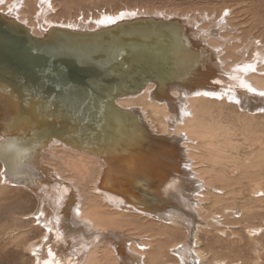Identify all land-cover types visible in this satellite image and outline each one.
<instances>
[{"label":"bare ground","instance_id":"obj_1","mask_svg":"<svg viewBox=\"0 0 264 264\" xmlns=\"http://www.w3.org/2000/svg\"><path fill=\"white\" fill-rule=\"evenodd\" d=\"M7 1L0 0V12L19 16L18 21L37 37L60 25L45 21L46 25L38 28L36 21L25 18L22 10L16 12ZM13 2L21 5L20 0ZM131 15L133 11L103 17L95 24L105 28L125 17L131 19ZM188 21H184L185 35L190 40L196 38L187 46L196 56L187 60L179 56L168 81L153 80L143 91L115 99L112 105L125 115L118 116L115 109L103 113L100 106L103 117L95 121L94 136L99 141L93 145L80 144L91 124L87 107L69 103L42 109L29 98L27 89L9 86L8 76L0 71V143L4 142L5 130L16 122L21 128L18 132L52 125L64 134L61 141H49L16 165L38 181L32 187L6 176L0 162L1 190H26L37 201L30 216L44 230V237L28 247L36 264H209L210 257L198 241L199 234L210 228L206 221L212 226L238 203L247 218L263 217L264 69L257 65L254 72V66L248 64L253 70L247 69L251 80L242 73L246 67L241 70L235 62V66L225 63L226 69H220L225 66V49L218 52L219 44L213 40L201 42L192 21ZM96 25L89 29L63 26L86 31L96 30ZM230 47H226L227 53ZM190 168L196 170L205 187L194 182ZM233 184L239 185L237 190ZM151 196L162 205L151 201ZM196 215L203 219L200 226ZM138 221L142 225L137 226ZM150 228L159 233H152ZM252 229L254 235L264 234L260 225ZM180 234L186 241L193 238L195 248L191 249V242L176 240ZM168 239L166 259L160 241ZM214 260L212 264L228 263L223 258Z\"/></svg>","mask_w":264,"mask_h":264},{"label":"water","instance_id":"obj_2","mask_svg":"<svg viewBox=\"0 0 264 264\" xmlns=\"http://www.w3.org/2000/svg\"><path fill=\"white\" fill-rule=\"evenodd\" d=\"M127 18L96 30L79 31L58 25L37 37L17 19L0 12V71L8 76L9 86L27 89L29 98L42 109L69 103L77 108L87 107L91 124L80 144L93 145L99 141L94 136L95 121L103 117L100 106L103 113L115 109L118 116L125 115L112 105L115 99L132 91H143L153 80L168 81L173 62L179 56L187 60L193 55L187 46L193 40L185 35L181 20L156 16ZM99 91L103 95L98 96ZM18 124L3 133L0 162L6 176L32 187L38 181L16 165L49 141H61L64 134L52 125L18 132L21 131ZM77 148L88 150L87 146ZM151 201L160 203L156 196H151Z\"/></svg>","mask_w":264,"mask_h":264},{"label":"rangeland","instance_id":"obj_3","mask_svg":"<svg viewBox=\"0 0 264 264\" xmlns=\"http://www.w3.org/2000/svg\"><path fill=\"white\" fill-rule=\"evenodd\" d=\"M13 1L14 0H10L7 1V3H10L13 8H16V12L19 10L20 12H25V18L27 17L31 22L36 21L35 23L39 25L38 28H40V26L44 27L47 22H54V24L60 25H83L89 29L93 28L91 27L92 25H96L98 22L102 21L103 17L107 18L120 13L126 15L128 11H133L134 16L140 14V16H156V14H159L163 15L164 18H179L178 20H181L183 23H185L184 21L191 20L193 22H190L194 28L193 30L197 32L196 36L199 37L200 35V38L203 40L200 39L201 42L208 43L209 40L217 42V44H219V46H217L219 47L218 52L225 49L224 51L227 53L226 47L231 46V49L229 48L230 51H228L227 54L224 53V60L221 56L224 65L226 63L229 66H233L236 63L235 65L241 68V70L242 66L246 67V72H248L247 69L251 70L249 65L254 66V72H256L257 65L261 66L260 70L264 69V0H20L23 7L18 5L19 2L15 3ZM23 2L27 4L25 5ZM13 3L15 6H13ZM24 6L27 8L26 10ZM17 17L19 16L15 15L14 18L17 20L20 19ZM246 19L247 21H245ZM199 24L201 25L199 26ZM95 27L98 28L97 25ZM43 32L44 28H41V33ZM195 38L196 37H194V39ZM260 41H262V43ZM259 52H262L261 55ZM251 53L253 55H251ZM258 54L261 58L260 60L256 58L259 57ZM233 55H235L236 58L233 57ZM236 59L239 60V62ZM247 59L249 60L247 61ZM227 65L220 69H226ZM245 71L242 72L245 74V79L247 76V80H251L248 77L253 70L248 73H245ZM199 150L204 153L203 149L199 148ZM190 170L193 173L192 177L194 176V182L199 181L198 183H201V185L205 187L203 181L198 179L199 175L196 170L191 168ZM213 186L215 187L216 185ZM238 186L237 184L234 188L236 189ZM1 188L0 186V190ZM7 188L8 189L4 187L5 190H1L0 192V264H36V258L28 252V247L35 240H41L44 237L42 236L44 235V230L38 225H35V221L32 219V216H30L36 211V207L38 206L37 201L32 194L28 193L26 190L24 193L22 191H16V188L13 187ZM208 188L212 189L210 186H208L207 189ZM17 189L21 190L20 188ZM243 194L247 197V193L243 192ZM238 196H240V194H238ZM235 206L230 208L229 215H226L223 219L216 218L218 221L212 226L206 221V225L210 228L199 234L198 241L200 247L209 255V264L215 263L214 259L219 260L221 258H223V261H227V264H264V234L260 233L254 235L251 232L253 226L257 228L260 225V230L264 228V215L260 218L249 219L247 218V213L243 210L244 208L240 206V203ZM240 208L242 209L240 210ZM195 219L199 222L198 225L200 226L203 219L198 215H196ZM240 220L241 222L239 223ZM233 221L237 223H233ZM140 225H142V221H140V223L139 221L137 222V226ZM157 227L158 226H155L154 228L153 226L154 229H157ZM16 230L17 233L15 234L14 232H16ZM150 231L152 233L155 232L152 231L151 228ZM135 232H138V229ZM146 234H143V237H146ZM150 235L152 234H148L147 236ZM176 238V240L182 241L183 243L186 241L182 234L178 235ZM161 241L160 245L164 250V257L167 259L165 251H168L166 247L170 240H164V243ZM140 242L142 243L143 241L141 240ZM186 242H191V249L195 248L193 238H188ZM256 243H260L261 246L255 245ZM171 249L170 251H172ZM170 255L171 253L169 256ZM171 263L174 264L175 261H170V264Z\"/></svg>","mask_w":264,"mask_h":264}]
</instances>
